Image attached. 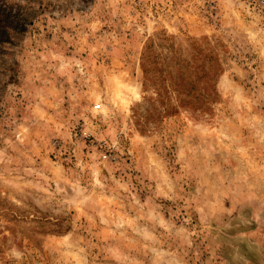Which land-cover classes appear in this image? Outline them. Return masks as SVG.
<instances>
[{
    "label": "rangeland",
    "instance_id": "obj_1",
    "mask_svg": "<svg viewBox=\"0 0 264 264\" xmlns=\"http://www.w3.org/2000/svg\"><path fill=\"white\" fill-rule=\"evenodd\" d=\"M31 7L0 54V264H264V6Z\"/></svg>",
    "mask_w": 264,
    "mask_h": 264
},
{
    "label": "trees",
    "instance_id": "obj_2",
    "mask_svg": "<svg viewBox=\"0 0 264 264\" xmlns=\"http://www.w3.org/2000/svg\"><path fill=\"white\" fill-rule=\"evenodd\" d=\"M33 1L0 0V54L5 47L14 46L33 23L37 16L31 7Z\"/></svg>",
    "mask_w": 264,
    "mask_h": 264
},
{
    "label": "built area",
    "instance_id": "obj_3",
    "mask_svg": "<svg viewBox=\"0 0 264 264\" xmlns=\"http://www.w3.org/2000/svg\"><path fill=\"white\" fill-rule=\"evenodd\" d=\"M254 2H259L261 6H264V0H252Z\"/></svg>",
    "mask_w": 264,
    "mask_h": 264
}]
</instances>
